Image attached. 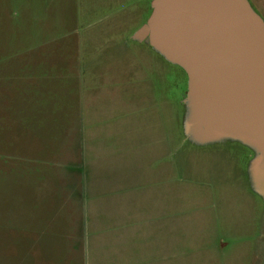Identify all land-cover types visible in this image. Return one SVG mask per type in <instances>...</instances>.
Wrapping results in <instances>:
<instances>
[{"label": "rangeland", "instance_id": "obj_1", "mask_svg": "<svg viewBox=\"0 0 264 264\" xmlns=\"http://www.w3.org/2000/svg\"><path fill=\"white\" fill-rule=\"evenodd\" d=\"M156 7L157 0H0V75L19 66L37 74L23 98L35 102L39 129L18 136L16 103L0 104V230L15 218V178L34 193L44 224L67 215L64 190L76 197L79 186L78 129L92 121L117 127L104 114L128 112L142 143L148 126L164 131L168 256H182V264H264V128H243L239 104L171 53L154 33ZM77 38L81 60L72 49ZM95 108L102 118L88 119ZM48 128L73 133L44 134ZM71 206L75 221L77 198Z\"/></svg>", "mask_w": 264, "mask_h": 264}, {"label": "crops", "instance_id": "obj_2", "mask_svg": "<svg viewBox=\"0 0 264 264\" xmlns=\"http://www.w3.org/2000/svg\"><path fill=\"white\" fill-rule=\"evenodd\" d=\"M248 2L264 26V0ZM79 44L77 38L72 49L81 60ZM25 71L19 66L12 73L0 75V104H7L8 97L16 103L18 136H37L39 129L33 126L37 120L36 104L25 102L28 96L24 95H30L38 77L33 69ZM4 82H21L26 88L19 91ZM102 109L86 111L87 118H102ZM111 112L104 117L116 120L113 125L117 127L109 124L100 128L92 121L91 126L77 131L80 147L74 173L79 186L76 197L64 190L62 206L67 204V215L44 224L33 201L34 193L24 192L22 177L15 178L11 188L15 218L1 225L0 264H182V256L167 254V160L160 144L164 131L148 126L142 143L130 126L135 116ZM55 131L48 128L43 133H73ZM58 175L66 177L65 172ZM5 181L0 176V185ZM71 198L78 199L75 221L71 220Z\"/></svg>", "mask_w": 264, "mask_h": 264}, {"label": "water", "instance_id": "obj_3", "mask_svg": "<svg viewBox=\"0 0 264 264\" xmlns=\"http://www.w3.org/2000/svg\"><path fill=\"white\" fill-rule=\"evenodd\" d=\"M158 17L192 55L208 65L220 66V73L212 75L182 56L158 23ZM152 18L159 30L154 33L171 53L207 86L218 88L223 98L239 104L243 128L261 133L264 26L248 0H157Z\"/></svg>", "mask_w": 264, "mask_h": 264}, {"label": "bare ground", "instance_id": "obj_4", "mask_svg": "<svg viewBox=\"0 0 264 264\" xmlns=\"http://www.w3.org/2000/svg\"><path fill=\"white\" fill-rule=\"evenodd\" d=\"M158 23L166 30V32L168 33L169 37H170V41L172 42V45L174 46V48L185 58H187L190 62H192L193 64L203 68L204 70H206L208 73L212 74V75H217V73L219 72L218 70L220 69V66H211L208 65V63L204 62L203 60L195 57L194 55H192L190 53V51L188 50V48H186V46H184L183 43L179 42L173 32L170 30V28L166 25V23L160 18H157ZM220 73V72H219Z\"/></svg>", "mask_w": 264, "mask_h": 264}]
</instances>
